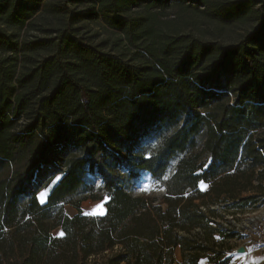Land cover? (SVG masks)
Wrapping results in <instances>:
<instances>
[{"label":"trees","instance_id":"obj_1","mask_svg":"<svg viewBox=\"0 0 264 264\" xmlns=\"http://www.w3.org/2000/svg\"><path fill=\"white\" fill-rule=\"evenodd\" d=\"M263 184L264 0H0V264H230Z\"/></svg>","mask_w":264,"mask_h":264},{"label":"rangeland","instance_id":"obj_2","mask_svg":"<svg viewBox=\"0 0 264 264\" xmlns=\"http://www.w3.org/2000/svg\"><path fill=\"white\" fill-rule=\"evenodd\" d=\"M155 146H156L155 141H153V140L145 141L141 144L139 149L140 150L145 149L146 153L149 154L155 148ZM57 180H58V177H55L51 181L49 179H46L40 183L39 188L37 189V199H38L39 203H41V204L45 203L46 197L48 194V190ZM263 186H264V184H263ZM206 188H207V185H204V184L199 185L200 191H204ZM130 192L134 196H140V195L148 194L150 192H153L154 195H159L163 191L162 190H153L151 181L149 180V176L145 174V175L140 176V178L136 181V183L131 188ZM104 203H105V200L96 201V202L88 200V201L82 202L80 204L79 210L73 208L70 205H64L63 211L67 216H73L79 212L83 215L102 216L105 213ZM256 206H257L256 208L248 209V210L242 211L240 213L227 211L225 209H220L217 211L215 219L217 221H219L220 223L228 225V226L240 225L246 218H248L247 215H250L252 213H255V215H258L259 213H262V210L264 212V196L259 199V201L256 203ZM52 235L53 236H60V230L56 229V230L52 231ZM237 239H240L238 243L233 242V241L229 242V246L231 247L232 251L233 250L235 251V249H237L239 247H243L242 245L245 244V240H246L245 236L238 235ZM248 248L244 252L243 255H246L248 253V251H249ZM237 256H241V255H237V254L233 255L231 262H234L233 258L234 259H235V257L238 258ZM101 262H102L101 259L95 260V263L101 264ZM199 264H208V262L206 259H204V260L202 259L199 262ZM233 264H235V263H233Z\"/></svg>","mask_w":264,"mask_h":264},{"label":"built area","instance_id":"obj_3","mask_svg":"<svg viewBox=\"0 0 264 264\" xmlns=\"http://www.w3.org/2000/svg\"><path fill=\"white\" fill-rule=\"evenodd\" d=\"M203 211L205 209H202ZM264 213V212H263ZM262 213V214H263ZM255 216V213H252L250 215H247V217H252ZM247 221V218L244 220ZM223 228H228L232 230L236 235H242L245 236V244L242 245L245 251L250 249L248 252L258 250V251H263L264 252V214L261 216V218L256 219L254 222H248L246 226L242 227L239 225L235 226H228L223 224ZM240 239H234L231 240L233 242H239ZM228 256H233L234 250L230 249V252L227 253Z\"/></svg>","mask_w":264,"mask_h":264},{"label":"crops","instance_id":"obj_4","mask_svg":"<svg viewBox=\"0 0 264 264\" xmlns=\"http://www.w3.org/2000/svg\"><path fill=\"white\" fill-rule=\"evenodd\" d=\"M250 250V249H249ZM233 258L234 262H230V264H264V252L254 250L251 252H248L246 255H241ZM173 260L174 264H181V254L179 248L173 249ZM204 260V259H203ZM232 260V256H231Z\"/></svg>","mask_w":264,"mask_h":264},{"label":"bare ground","instance_id":"obj_5","mask_svg":"<svg viewBox=\"0 0 264 264\" xmlns=\"http://www.w3.org/2000/svg\"><path fill=\"white\" fill-rule=\"evenodd\" d=\"M260 211H261V210H260ZM260 211H259V212H260ZM262 213H263V210H262ZM262 213H259L258 215H255V216H252V217L247 218V221H245V222L243 221L244 223L242 222L243 224L241 223L239 226L244 227V226L247 225L248 222H250V221H251V222H254L256 219L261 218V216L263 215ZM237 249H238V248H237ZM237 249H235V251H236ZM235 251H234V254H236ZM243 254H244V253H241V252H238V253H237V255H243Z\"/></svg>","mask_w":264,"mask_h":264},{"label":"water","instance_id":"obj_6","mask_svg":"<svg viewBox=\"0 0 264 264\" xmlns=\"http://www.w3.org/2000/svg\"><path fill=\"white\" fill-rule=\"evenodd\" d=\"M238 252H241V253H244L245 252V249L243 247H239L235 253L237 254Z\"/></svg>","mask_w":264,"mask_h":264}]
</instances>
